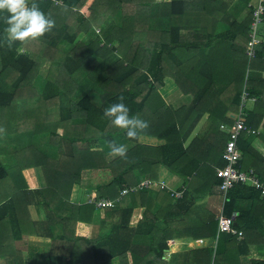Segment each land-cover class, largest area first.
<instances>
[{
  "label": "trees",
  "instance_id": "obj_1",
  "mask_svg": "<svg viewBox=\"0 0 264 264\" xmlns=\"http://www.w3.org/2000/svg\"><path fill=\"white\" fill-rule=\"evenodd\" d=\"M62 1L63 5L50 0H0V258L6 264H165L167 242L173 236L194 241L203 236L218 240V246L221 241L235 243L239 232L247 247L249 234L264 229V197L253 188L236 185L226 196L224 214L236 215V234L219 233L214 218L209 222L186 218L194 203L220 192L221 181L212 166L214 152L221 149L220 141L197 138L185 147L195 125L171 141L176 126L173 120L162 131L171 138L168 144L150 147L138 143L139 136L154 134L160 128L158 106L163 101L158 90L168 68L176 77L181 32L198 28L199 35L207 37V14H219L214 22L218 24L226 1L219 0L213 9L208 0ZM243 1L246 4L250 0ZM20 2L26 4L24 16L14 11ZM251 22L252 16L244 22L248 39ZM260 56L258 52L251 60L252 72L254 63L264 64ZM45 65L46 83L41 94H33L34 79ZM246 90L258 100L245 123L252 132H244L238 143L243 157L240 166L248 163L264 179V137L252 134L257 129L256 115L263 114L264 91L251 80ZM31 116L40 119L41 126L40 130L31 123L39 134L33 137L21 131L22 120L30 122ZM210 121V132L215 134L220 123L213 115ZM113 153L119 155L110 159ZM161 167L184 180L182 198L175 199L166 190L149 189L121 196L125 187L137 186L143 177L159 181ZM29 168L41 169L44 174L47 186L38 193L48 208L58 203L61 209L68 203L73 186L82 182L85 171L111 175L109 182L93 189L95 202L69 206L71 234L62 238L74 247L85 243V254L80 250L79 255L40 258L24 256L15 247L16 241L32 233L28 209L31 192L17 182L24 180L22 172ZM102 198L113 201L114 207L97 208L95 203ZM241 201L251 203V207L239 208ZM150 203H163L166 211L170 210L163 229L159 228V211L150 214ZM136 206H145L146 211L143 220L132 227ZM97 210L101 219L95 226ZM79 221L91 227L87 238L76 233ZM145 229L160 237L149 239L145 245L131 238L127 246L128 235L135 237ZM206 251L190 252L197 262V256L200 260ZM214 253V264H223L218 247ZM207 260L205 264H212L211 252Z\"/></svg>",
  "mask_w": 264,
  "mask_h": 264
},
{
  "label": "crops",
  "instance_id": "obj_2",
  "mask_svg": "<svg viewBox=\"0 0 264 264\" xmlns=\"http://www.w3.org/2000/svg\"><path fill=\"white\" fill-rule=\"evenodd\" d=\"M225 1L227 8H224L222 19L218 24L215 25L214 22L219 14L212 12L207 14L204 21L209 30L207 37H201L198 28H191L190 33L187 34L184 33V30L181 32V39H183L175 58L176 77L174 78L169 74L168 68L167 76L158 90L163 101L158 106L161 114L160 117H157L160 128L154 134L141 135L138 139V143L142 145L161 147L168 144L171 140V138H166L162 131L171 122H174L173 120L176 121V126L174 127L175 130L171 141L179 139L195 125L185 142V147H188L197 138H207L208 142L212 140L220 141L221 149L218 152H214V156L211 155L216 160L212 163L213 168L216 169L225 166L222 154L229 136L228 129L233 124V116L239 111L241 104L239 103L238 106L236 102L239 92L241 91L240 93L243 94L250 80L264 91V64L258 66L254 63L252 72V61L247 59L246 56L249 39L248 35H246V24L244 22L251 19V8L249 5L252 0L246 4L243 0ZM219 3V0H208L207 2L210 9L218 7ZM14 11L24 16L26 4L23 2L17 3ZM261 39L262 45L259 48V55L261 54V56L259 59L264 62V22L261 27ZM47 63L50 62L47 61ZM167 67L169 66L167 65ZM257 100L248 102L247 114L254 111ZM161 106L163 107L161 108ZM262 112V115H256L257 129H255L256 133L252 134L264 137V108ZM212 115L220 123L215 134H212L209 129L212 125L210 121V116L212 117ZM59 130L62 133V130ZM210 154H213V151ZM242 169L255 170L248 163H244ZM22 176L24 180L21 178L17 182L20 187H27L28 192H31L28 196V200H30L28 209L33 225L30 226L32 233L16 241L15 247L24 256L35 254L40 258L68 256L72 253L79 255L80 250L85 254L87 250L85 243H80L79 246L75 245L74 247V245L62 238L66 237L68 239L71 234L69 206L70 204L78 206L88 204L92 199L93 189L97 185L105 183L88 185L82 181L79 185L73 186L70 200L68 203H63L61 209L56 206L58 203H53L52 207L48 208L38 193V191L47 186L42 170L29 168L23 170ZM143 179H147V177H143ZM159 179L167 182L174 189H180L184 186L182 178L171 171H167L164 167L159 169ZM224 203L223 195L220 192L214 193L201 202L194 203L186 218L197 222H209L213 218L217 220L218 215L224 213ZM150 204L152 206L150 214L154 215L159 211V228L163 229L165 227L164 218L170 215V210L168 211L167 209L166 211L163 203ZM238 206L242 209H249L251 203L241 201ZM145 209V206H136L130 220L132 227H136L143 220ZM174 213L177 214L176 211ZM179 217L181 218V215ZM100 219L101 214L97 210L92 225H98ZM77 227L76 233L83 236L81 238H87V235H82L80 231L87 233L91 227H87L80 221ZM153 237L159 238L160 235L158 233H149L148 229H145L144 233H138L135 237L128 235L126 244L128 246V241L134 238L135 240H140L137 243H144L145 245ZM249 240L247 247L243 244L244 239H238L235 243L221 241L217 246L218 240H209L203 236L195 241L189 237L173 236L167 242L169 248L165 252L163 259L165 264H198L199 262L205 264L207 255L211 252L212 264H214V251L218 247L223 264H228L229 262L232 264H253L254 261H264V229L251 235L249 234ZM238 245H242L240 250ZM195 249H208L210 251L209 253L208 251L203 252L200 260H198L199 256H197L196 262L192 252H190ZM0 264H6V260L0 258ZM113 264L118 263L113 261Z\"/></svg>",
  "mask_w": 264,
  "mask_h": 264
},
{
  "label": "built area",
  "instance_id": "obj_3",
  "mask_svg": "<svg viewBox=\"0 0 264 264\" xmlns=\"http://www.w3.org/2000/svg\"><path fill=\"white\" fill-rule=\"evenodd\" d=\"M44 1V0H40ZM57 4L63 5L62 0H50ZM252 22L249 31V40L246 48V56L249 60H253L257 57L259 48L262 45L261 39V27L264 22V0H252L250 3ZM256 98H251L249 92L245 89L242 97L239 111L233 116V124L229 127L228 140L222 154V158L225 162V166L216 169L217 178L220 179V193L226 199L229 191L236 185H243L250 187L260 192L261 196L264 197V180L259 177L255 170H244L240 166L242 154L239 149V140L244 132L250 133L251 130L246 127V118L248 116L246 109L249 101H255ZM248 111V109H247ZM143 189L162 191L166 190L171 193L173 198H182L183 191L181 189H174L169 186L165 181H153L150 179H144L137 186L125 187L121 191V196L128 195L130 193H136ZM91 199L89 202H95ZM97 208L106 209L114 207V202L108 199L100 200L95 203ZM235 218L236 215L226 216L221 213L217 217L218 221V232L236 234L235 230ZM238 239H243V233H238ZM202 243V241H201Z\"/></svg>",
  "mask_w": 264,
  "mask_h": 264
},
{
  "label": "rangeland",
  "instance_id": "obj_4",
  "mask_svg": "<svg viewBox=\"0 0 264 264\" xmlns=\"http://www.w3.org/2000/svg\"><path fill=\"white\" fill-rule=\"evenodd\" d=\"M15 35H16V33L13 34V36H15ZM24 51H26V50H24ZM24 51H22V52H24ZM0 70H1V62H0ZM41 71H42V73H40L39 77H37L36 79H34V82L36 83V88L35 89H30V92H32L33 94H36V93L37 94H41V91H42V89L44 87V84L46 83V80L47 79H46V76L45 75L48 72V66L47 67H46V65L43 66L41 68ZM40 77H41V79H40ZM29 105H31V104L28 103L27 106H29ZM28 118H29V121L30 122H27L28 120H26V119L22 120L21 131L27 132L30 135V137H33V134H34V136L39 135L37 133V129L34 130V128H31V123H35V125L36 124L38 125L39 122H40V119L35 120L33 118V116L28 117ZM25 120H26V122H25ZM38 126H39V128L41 130V126L40 125H38ZM26 127H28L29 130L26 129ZM58 133H61L60 130L58 131ZM117 155H119V153H113V154L110 155L109 158L110 159H113ZM3 162L6 164V161H3ZM83 175L84 176H83L82 181L85 182L84 184H88V185L89 184L92 185V184H95V183H106V182H109L111 180V175L108 172H105V171H93V172H91V171H85L83 173ZM80 232H81L82 235L83 234H86L87 235L89 233V232L88 233H84L83 231H80Z\"/></svg>",
  "mask_w": 264,
  "mask_h": 264
},
{
  "label": "water",
  "instance_id": "obj_5",
  "mask_svg": "<svg viewBox=\"0 0 264 264\" xmlns=\"http://www.w3.org/2000/svg\"><path fill=\"white\" fill-rule=\"evenodd\" d=\"M235 225H237V224L235 223Z\"/></svg>",
  "mask_w": 264,
  "mask_h": 264
}]
</instances>
